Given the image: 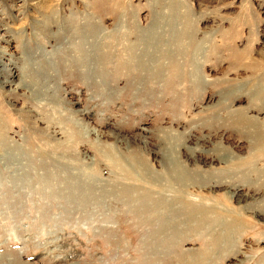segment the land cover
Segmentation results:
<instances>
[{"label":"rangeland","instance_id":"rangeland-1","mask_svg":"<svg viewBox=\"0 0 264 264\" xmlns=\"http://www.w3.org/2000/svg\"><path fill=\"white\" fill-rule=\"evenodd\" d=\"M257 135L264 0H0V264H264Z\"/></svg>","mask_w":264,"mask_h":264},{"label":"bare ground","instance_id":"bare-ground-1","mask_svg":"<svg viewBox=\"0 0 264 264\" xmlns=\"http://www.w3.org/2000/svg\"><path fill=\"white\" fill-rule=\"evenodd\" d=\"M173 17V16H172ZM155 19H154V22L152 23V25H151V27H150V29L147 31V32H145V35L147 36L148 35V32H150L149 33V37L150 36H152V34H154L153 32L155 31V28L157 27V23H156V21H157V17H154ZM145 35H144V33H143V35H141V36H139L141 39L143 38V37H145ZM151 38V37H150ZM142 41H144L143 39H142ZM151 40H149V42H150ZM149 42H147V43H149ZM151 44V43H150ZM150 44L148 45V47L150 46ZM82 67V66H81ZM84 68V66L82 67V69ZM6 83H9V82H6ZM18 86V85H17ZM264 135H257L256 137H257V139H259L258 140V146L260 147V146H263V144H264V137H263ZM169 138V137H168ZM167 138V139H168ZM170 139V138H169ZM71 140H72V138H71ZM173 139L171 138V141H172ZM66 141L67 142H69V140H67L66 139ZM63 143V142H62ZM61 142H60V144H62ZM56 145V144H55ZM59 144H58V148H59ZM66 145H64V147H65ZM63 147V148H64ZM66 148V147H65ZM169 148H171V146H169ZM62 149V148H61ZM94 149H97L96 147L94 148ZM98 150V149H97ZM97 150H95L96 152H98L99 153V151H97ZM56 151V150H55ZM61 151H65V150H61ZM60 151V152H61ZM168 153V162H174V158H173V153H172V151L169 149V151H167ZM103 153V152H102ZM102 153H100V154H102ZM106 154V153H105ZM105 154L103 153L102 155H104L105 156ZM13 156V155H12ZM108 156H110V155H106V157L107 158H110V157H108ZM115 160V162H118L116 159H114ZM119 163V162H118ZM117 166L118 165H120V163L119 164H117V163H115ZM178 177L179 178H181L182 180H185L186 178H185V176H184V174H182L181 176H179L178 175Z\"/></svg>","mask_w":264,"mask_h":264}]
</instances>
